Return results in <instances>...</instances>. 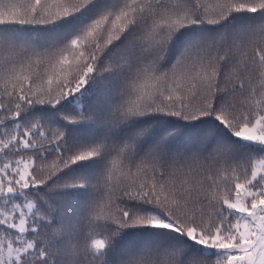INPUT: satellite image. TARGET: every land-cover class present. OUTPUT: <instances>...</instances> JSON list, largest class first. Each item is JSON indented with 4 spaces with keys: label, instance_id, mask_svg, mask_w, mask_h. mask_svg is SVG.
Segmentation results:
<instances>
[{
    "label": "snow or ice",
    "instance_id": "snow-or-ice-1",
    "mask_svg": "<svg viewBox=\"0 0 264 264\" xmlns=\"http://www.w3.org/2000/svg\"><path fill=\"white\" fill-rule=\"evenodd\" d=\"M0 264H264V0H0Z\"/></svg>",
    "mask_w": 264,
    "mask_h": 264
},
{
    "label": "trees",
    "instance_id": "trees-1",
    "mask_svg": "<svg viewBox=\"0 0 264 264\" xmlns=\"http://www.w3.org/2000/svg\"><path fill=\"white\" fill-rule=\"evenodd\" d=\"M76 198H77V199H80L81 197L78 195Z\"/></svg>",
    "mask_w": 264,
    "mask_h": 264
}]
</instances>
